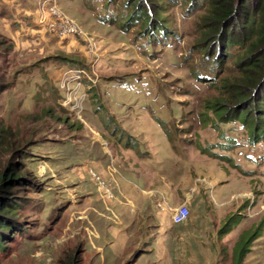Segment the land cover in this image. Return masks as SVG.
<instances>
[{
    "label": "rangeland",
    "instance_id": "374dc122",
    "mask_svg": "<svg viewBox=\"0 0 264 264\" xmlns=\"http://www.w3.org/2000/svg\"><path fill=\"white\" fill-rule=\"evenodd\" d=\"M4 2L16 20L38 0ZM55 3L88 43L43 14L11 28L14 44L0 36V128L35 140L0 264H63L74 250L79 264H264V105L244 122L210 109L233 110L247 42L207 55L205 6L190 0H159L163 26L147 36L126 0ZM162 197L200 205L174 225Z\"/></svg>",
    "mask_w": 264,
    "mask_h": 264
},
{
    "label": "trees",
    "instance_id": "16d2710c",
    "mask_svg": "<svg viewBox=\"0 0 264 264\" xmlns=\"http://www.w3.org/2000/svg\"><path fill=\"white\" fill-rule=\"evenodd\" d=\"M190 1L195 5L205 6L197 27L203 30L201 41L204 46H207V55L223 59L225 57L223 50L227 44L243 46L247 42L244 46H247L246 53L237 66L242 71L240 74L243 82L242 89L234 91L232 96L227 98V103L228 105L231 103L233 110H224V106L217 102L210 107L215 112L220 111V121L224 123L230 120H227V112L242 113L244 111L246 112L244 122L249 116L251 104H257L260 107L264 105L262 100L264 97V0ZM126 2L127 5L132 4L131 6L135 7L128 21L135 20L142 24L145 36L152 35L162 28V21L159 20L162 19L159 16L161 11V6L158 5L159 0H126ZM35 5H37L36 2ZM37 12L29 21L36 22ZM1 35L8 37L14 44L5 31L4 35L0 32ZM3 40H0V47L7 43ZM11 45L7 46L4 52L12 50ZM8 86V83H0V92ZM258 108L256 107L257 111H259ZM222 111L226 113H221ZM30 138L31 136L27 137V140L19 139L12 135L11 128H0V249L5 248L2 245L7 243V239H11L10 235L13 234L17 224V219L12 213V204L16 200L13 194L20 189L33 188L28 178L20 175L22 162L28 154L26 150L34 145L35 140ZM79 251L81 250H74L66 262L62 261L63 264H79L81 260L78 257Z\"/></svg>",
    "mask_w": 264,
    "mask_h": 264
},
{
    "label": "built area",
    "instance_id": "2783aa9c",
    "mask_svg": "<svg viewBox=\"0 0 264 264\" xmlns=\"http://www.w3.org/2000/svg\"><path fill=\"white\" fill-rule=\"evenodd\" d=\"M56 6L57 5L55 3V0H47V4H44V0H38V3H37L38 19L40 20V18H41L40 14H43V17H44V15H46V16L50 15L52 18H53V16H55L54 20L55 19L61 20V18L59 17L60 14H58L59 11L56 9ZM62 23H63L62 20L57 21V23H55V25H59L58 30L61 34L73 35L75 37H79L80 40L81 39L84 40L85 43H88L87 39H85L82 36L83 35L82 32L79 31L75 26L68 25L67 23H65V25L63 24L64 28H62L60 26ZM50 26L52 27L54 25L51 24ZM54 28H52V29H54ZM74 73L78 77L77 80H74L76 82H80L79 78L83 74H85L81 70L80 71L75 70ZM157 208L161 212H168V214L170 215L171 221L174 225L184 224L190 216V209H189L187 201L182 202L181 204H179L176 207H171L169 204H167L165 199L162 197V202L157 203Z\"/></svg>",
    "mask_w": 264,
    "mask_h": 264
},
{
    "label": "crops",
    "instance_id": "0c3cea01",
    "mask_svg": "<svg viewBox=\"0 0 264 264\" xmlns=\"http://www.w3.org/2000/svg\"><path fill=\"white\" fill-rule=\"evenodd\" d=\"M4 1L5 0H0V27L2 28L3 32L5 31V33H7L11 38H12V36H11L10 31H11V28L13 26L16 27V25L17 26L21 25L20 27H22V28L17 29V30L18 31L19 30L20 31H26L29 27H31L34 23H36V22H34V20L29 21L30 18L34 17V15H35L34 13L37 12V6L36 5L34 7L32 6L33 12H29L30 14H28V12H26V11H23V12H21V15H20L23 17L16 19V20H11L10 17L12 15V11H11L9 5L7 3H5ZM28 2H29V0H28ZM37 16H38V14H37ZM37 20H38V18H37ZM30 22H32V24ZM14 23H17V24H14ZM36 38H37V35H36ZM189 199L190 200L188 201V197H186L183 199V201L186 200L188 205H189V209H190V213H191V215L189 217L191 218V216L193 217V213L195 212V209H197L200 204L193 202V200L191 198H189ZM192 206H193V208H192ZM189 224H190V226H187L184 229L192 232L197 228L196 226L191 225V222Z\"/></svg>",
    "mask_w": 264,
    "mask_h": 264
}]
</instances>
